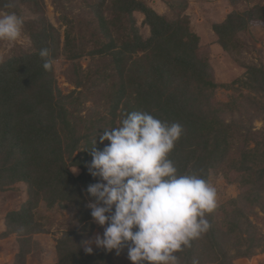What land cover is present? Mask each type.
Masks as SVG:
<instances>
[{"label": "trees", "instance_id": "16d2710c", "mask_svg": "<svg viewBox=\"0 0 264 264\" xmlns=\"http://www.w3.org/2000/svg\"><path fill=\"white\" fill-rule=\"evenodd\" d=\"M164 2L170 9L169 16L144 0H51L59 13L56 27L45 14L43 0H0V12H14L24 19L22 30L30 41L29 47L0 59V184L1 179L21 181L29 195L17 210L5 216L4 234L41 232L43 223L34 222L38 215L35 206L40 201L47 202L45 207L49 209L54 205L71 206L74 219L59 238L55 264L112 261L109 251L99 249L87 254L81 248L94 227L84 194L87 186L99 179L90 175L87 164L94 147L103 149V131L118 127L127 113L148 112L169 125L182 126L183 133L168 156L179 175L195 172L207 180L216 163H227V146L238 143L244 151L250 138L257 141L253 161L264 156V150L258 147L264 145V132L252 129L254 118L264 119V64H248L244 76L235 81L259 94L262 103L247 93L251 110L246 102L236 101L238 115L231 116L234 110L227 112L231 105L217 101L213 95L221 84L212 79L209 64L195 54L202 39L191 30L189 19L180 16L187 0ZM136 12L143 15L142 21L150 29L146 38L139 34ZM251 14L264 19V6H254ZM246 27L242 16L227 18L225 24L215 25V44L228 51ZM43 48L50 50L52 68L48 71L39 55ZM84 56L89 58L86 67L79 64ZM61 57L70 64L67 80L82 87L86 79L87 86L67 94L61 92L53 68V61ZM95 87L99 89L93 93ZM88 95L97 96L93 111L83 106ZM226 116L231 119L227 121ZM69 165L80 168V174L74 177ZM255 173L260 179L264 165L257 170L251 167V181L258 180ZM258 181L259 193L264 177ZM257 194L252 192L255 202ZM214 210L206 214L209 224ZM244 220L234 224L237 241L231 258L246 257L253 247H260L256 229ZM221 235L217 225H210L205 236L175 253L178 264H193L194 259L199 264H231L229 256L224 260ZM247 242L251 245H245Z\"/></svg>", "mask_w": 264, "mask_h": 264}, {"label": "rangeland", "instance_id": "374dc122", "mask_svg": "<svg viewBox=\"0 0 264 264\" xmlns=\"http://www.w3.org/2000/svg\"><path fill=\"white\" fill-rule=\"evenodd\" d=\"M144 1L157 12L170 15V9L164 0ZM43 5L47 18L57 27L59 23L56 18L59 13L54 9L51 0H43ZM254 6H264V0H187V4L180 13L183 19H189L191 30L202 39V43L195 49V54L199 59L209 64L212 79L221 84L213 92L215 99L226 105L230 104L232 108L227 112L234 110L231 111V116L235 115V117L238 115L236 101L246 102L249 110H251L249 102L251 99H249L247 93L261 100L259 103L263 101L259 94L254 91L251 92L248 88L240 85L239 82H235L244 76L248 64L257 65L255 67L264 64V19H258L257 16L251 14V8ZM5 14L9 13L0 12V17ZM240 16L247 22V27L234 38L235 46L233 45V48L226 51L219 44H215L217 35L215 25L225 24V20L229 17L236 20V17ZM134 17L139 34L143 38L149 36L150 29L143 23V15L136 12ZM29 46L30 41L22 30L20 37L15 41L0 40V59L10 57L18 48ZM88 60L89 58L84 56L79 60V64L86 67ZM69 65L64 57L53 61L56 84L63 94H67L71 90H81L88 85L86 79L83 82L85 85L82 87H76L67 80L65 73L69 70ZM226 84L229 87H225ZM98 89L99 87H95L91 90L94 93ZM260 93L262 94V91ZM96 97V95L95 97L93 95L86 97V102L83 105L86 107L85 110L92 109L94 105H97ZM85 113L86 111L83 112V114ZM226 118L227 121L231 119L229 116H226ZM252 129L264 132V119L262 116L252 120ZM107 144H109V141L104 140L101 147L103 148ZM237 147L238 143L227 146L229 149L225 152L226 156L229 157L227 163L222 165L216 163L218 164L216 169L208 174L207 181L217 190V207L214 210L212 221L210 220V225H217L220 228L222 235L219 237V242L226 250L224 258L226 260L228 256L230 259V256H233L236 252L237 229L235 228L237 226L234 228V224L236 220H244L247 216V220L245 219L244 222L248 226L252 224L256 229V236L260 239V247H253L251 255L246 257H232L231 264H264V186L259 193L257 192L258 187H256L258 180H261L264 174L258 179L255 173L258 180L251 181V167H253V170L261 168L264 165V156L258 159L257 162L253 161L252 153L257 150V141L252 138L248 140L244 151ZM258 147L264 150V145ZM78 154L84 156L80 151H78ZM241 161L244 164L243 168H241ZM245 167L249 170L246 171ZM76 169H78L77 172L72 171ZM69 170L74 177L81 172L80 168L76 166L69 165ZM249 190L255 194L258 193L256 195L257 202L253 201L252 192L248 194ZM84 195L86 196V203L92 200L87 193ZM28 197L27 187L23 182L10 183L7 179H1L0 264H55L58 261L56 247L59 238L65 228L72 226V219H74L71 206L65 208L54 205V208L49 209V207H45L47 202L40 201L35 206L38 215L34 222L35 224L43 223L41 232L4 234L6 230L5 216L17 210ZM93 223L94 227L85 240H94L98 233L102 235L104 231L103 227L94 221ZM205 234L203 233L201 236H205ZM247 244L251 245V242H247L245 245ZM91 247L93 250L103 249L97 247L94 243L91 244ZM81 248L84 251L82 242ZM110 252L112 260L110 264H133L128 258V248L126 246L121 249L119 254L115 249ZM210 258H215V256ZM209 260L213 261L212 259Z\"/></svg>", "mask_w": 264, "mask_h": 264}, {"label": "clouds", "instance_id": "9594fccd", "mask_svg": "<svg viewBox=\"0 0 264 264\" xmlns=\"http://www.w3.org/2000/svg\"><path fill=\"white\" fill-rule=\"evenodd\" d=\"M23 25L16 13L3 15L0 40L15 41ZM39 55L43 68L51 70L50 50L43 48ZM182 133L179 123L169 125L141 111L127 113L118 127L103 131L100 141L110 143L90 151L88 172L99 179L87 186L94 199L86 206L104 231L82 241L85 253L93 252V243L117 254L127 245L133 264H178L175 253L208 231L206 214L217 207L216 188L195 172L179 175L168 158Z\"/></svg>", "mask_w": 264, "mask_h": 264}]
</instances>
